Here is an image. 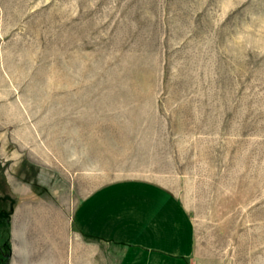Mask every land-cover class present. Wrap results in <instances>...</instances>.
I'll return each mask as SVG.
<instances>
[{
	"label": "rangeland",
	"instance_id": "374dc122",
	"mask_svg": "<svg viewBox=\"0 0 264 264\" xmlns=\"http://www.w3.org/2000/svg\"><path fill=\"white\" fill-rule=\"evenodd\" d=\"M136 179L184 202L192 264H264V0H0V264Z\"/></svg>",
	"mask_w": 264,
	"mask_h": 264
},
{
	"label": "crops",
	"instance_id": "0c3cea01",
	"mask_svg": "<svg viewBox=\"0 0 264 264\" xmlns=\"http://www.w3.org/2000/svg\"><path fill=\"white\" fill-rule=\"evenodd\" d=\"M72 218L74 224L58 222L57 239L47 230L45 241L32 243L37 264L193 263L196 230L190 212L156 182L103 185L79 202ZM21 261L16 256L14 264Z\"/></svg>",
	"mask_w": 264,
	"mask_h": 264
},
{
	"label": "trees",
	"instance_id": "16d2710c",
	"mask_svg": "<svg viewBox=\"0 0 264 264\" xmlns=\"http://www.w3.org/2000/svg\"><path fill=\"white\" fill-rule=\"evenodd\" d=\"M5 247H6V253H4ZM1 250H2L3 254H5L4 257H6V259L8 260L7 264H9V260H10L11 255H12V246H11L10 239L5 243L4 249H3V247H1Z\"/></svg>",
	"mask_w": 264,
	"mask_h": 264
}]
</instances>
